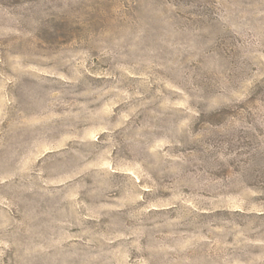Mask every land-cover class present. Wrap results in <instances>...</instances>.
Instances as JSON below:
<instances>
[{
    "label": "rangeland",
    "instance_id": "rangeland-1",
    "mask_svg": "<svg viewBox=\"0 0 264 264\" xmlns=\"http://www.w3.org/2000/svg\"><path fill=\"white\" fill-rule=\"evenodd\" d=\"M0 264H264V0H0Z\"/></svg>",
    "mask_w": 264,
    "mask_h": 264
}]
</instances>
